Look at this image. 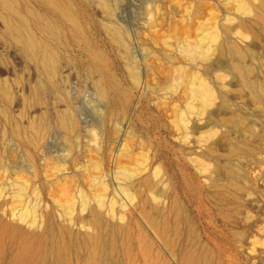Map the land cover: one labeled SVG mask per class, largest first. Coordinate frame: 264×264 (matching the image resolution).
I'll list each match as a JSON object with an SVG mask.
<instances>
[{
  "label": "rangeland",
  "instance_id": "374dc122",
  "mask_svg": "<svg viewBox=\"0 0 264 264\" xmlns=\"http://www.w3.org/2000/svg\"><path fill=\"white\" fill-rule=\"evenodd\" d=\"M107 1L111 12L98 0H58L68 9L64 16L48 0H0V201H5L0 205V264H264V95L259 90L264 18L238 13L236 0ZM240 18L243 26H238ZM108 25L125 31L124 47L112 39ZM212 28L227 38L222 64L235 71L238 89L229 96L230 106H220L219 116H231L232 109L238 118L233 117L229 133L213 138L223 137L222 143L207 158L200 155L194 126L207 129L208 116L198 120L195 109L185 112L191 117L189 130H195L186 144L159 102L179 76L175 68L187 65L186 72H193L182 54L185 44L198 43ZM29 36L36 41V55L23 47ZM45 54L56 56L54 74ZM127 61L136 63L143 78L157 76L144 96L132 86ZM239 63L243 74L236 69ZM179 88L175 97L182 94ZM220 101L216 91L209 110L216 111ZM184 102L178 104L187 110ZM33 122L42 126L38 146ZM95 134L105 140L100 158L113 191L107 200L126 182L117 161L134 165L147 154L153 158L152 174L159 166L167 180L165 207H152L147 189L137 207L83 210L81 201L92 187L82 178L80 185L73 179L68 183L76 207L63 205L67 197L52 184L64 172L82 174L98 146ZM124 142L130 157L118 153ZM196 156L211 163L207 173ZM58 164L67 169L59 170ZM210 172L217 181H209ZM24 180L27 189L15 200ZM116 197L127 200L121 190ZM28 209L29 218L39 220L35 232L11 215ZM89 213L97 218L95 233L81 223Z\"/></svg>",
  "mask_w": 264,
  "mask_h": 264
},
{
  "label": "bare ground",
  "instance_id": "6f19581e",
  "mask_svg": "<svg viewBox=\"0 0 264 264\" xmlns=\"http://www.w3.org/2000/svg\"><path fill=\"white\" fill-rule=\"evenodd\" d=\"M48 1L52 4V6L55 7L56 10H59L64 16L66 15V12L68 11V9L64 6H61L60 3L58 2V0H48ZM229 1H232V0H229ZM236 1L238 2L237 7H236L238 10V13H247V12L251 11L258 18H264V0H257L258 4L250 3L249 5L244 0H236ZM98 2L101 5L100 7L103 8L104 11L108 10L107 12H111V8H110V5H109L107 0H98ZM11 8L14 11V8L13 7H11ZM22 19H24V18H22ZM244 23H245V21L242 18H240L238 26H243ZM113 27H115V26H113ZM109 28H111V27L109 26ZM124 32L125 31L120 27L111 28V32H110L111 35L113 36L112 39L118 43H121L123 45V47L125 44L123 41L124 36H126V35H124L125 34ZM244 37L246 38L248 36L244 35ZM226 40H227V38L222 37L219 34L218 30L213 29V30H210L209 33L207 35H205L202 39H200L198 43H186L184 46V49L182 50V54L184 52L183 57L186 59V61L189 62V65H190L189 68L193 69L192 70L193 72L190 74L188 72H186L187 65L185 66V68L182 67V65L175 68L176 71L179 72V76L178 77L176 76L175 80H174V82H176V83L172 82V83L167 84L163 96L162 97L160 96V102H159L160 103L159 107L163 110V112L165 114L167 113V115L170 116L169 119H170L171 123L173 124V126L177 130L180 131L179 133L181 134V139L186 144H187V141L190 139V132H192V134L193 133L195 134V130H193V129L191 131L189 130V128H190L189 124L191 122V119H190L191 117L189 118L188 114L186 116L185 112L186 111L188 112V110H191V109H195L196 110V116H197L198 120L199 119L203 120L206 116H208V123H206L204 126L202 125L203 127H208L207 129L199 130V128H201V126H198V125L194 126L196 128V134H197L195 136L196 142H198L202 147L200 155L207 157V158L218 153L219 152L218 146L221 145V143H222L221 139L223 137H220L221 139H218V140H214L213 138L218 133H220L222 136L229 133L230 130L228 129V127H229V124L232 122L233 117L238 118V116H236L237 113L234 114L235 111H232V109L228 110V112L229 111L232 112L231 116H219V113H220L219 109H221L220 106L221 107H223L225 105L230 106L229 101H228L229 96L231 95V93L234 94V92H236L238 90L237 88L233 87L235 82L237 81V79L235 77V75H236L235 71L234 70H227L226 66H224L222 64L223 63L222 57L224 55L223 54V48H224V42ZM231 42H233V41H231ZM23 47L27 51H30V53L35 54V55L37 54V45H36V41H35L34 37L29 36L28 39L23 44ZM119 47H120V45H119ZM168 47L170 49V46H168ZM248 48H249V45H248ZM236 49L240 55L244 54L243 49L241 47H236ZM45 58L49 62L48 66H49L50 74H52V73L54 74L55 69H56V67H55L56 66L55 54H54V56L53 55L48 56V54H45ZM126 58H127V56H126ZM129 58H131V57H129ZM170 60L173 62L174 59H170ZM176 62L180 63L179 61H176ZM188 62H186V63H188ZM126 64H127V69H128L130 79L132 81V86L135 90L140 91L141 94L144 96V94L146 93L147 90L153 89L154 86H152L151 82L153 79L155 80V82H157V76L156 77L154 76L152 80L150 79L149 76L148 77L146 76V79H145V78H143V71L138 69L136 63L134 64V62H132V61H127ZM236 69L239 72H241L242 74L244 73L243 67L240 63L236 65ZM201 72L203 74H201ZM209 72H215L214 75H213V73L211 74V75H213L212 80H210V78L208 76ZM130 79H129V81H130ZM245 79L247 80V78H245ZM98 81L100 82L101 80H98ZM179 86H182V94H180L178 97L176 96L177 97L176 98L175 94L177 92V89H180ZM35 90H37V89L35 88ZM259 90H260V93H262L264 95V84H261V87L259 88ZM216 91L218 92V96L220 97L221 101L219 103V106H217L218 109L216 111H210L209 107L215 101ZM103 94H104L103 96L105 97L106 91L104 89H103ZM37 95H38V93H37ZM143 96H141V98ZM179 100H183V102L185 101L184 103L186 104V106L185 105L184 106L186 107L187 110H184L183 108L181 109V107L178 104ZM217 104H218V102H217ZM231 105H233V104H231ZM239 109H240V107H239ZM192 112H195V111H192ZM44 114H45V112H44ZM214 114H215V116H218V119L216 120V122L212 123L213 122L212 117ZM203 116H205V117H203ZM45 117H46V115H45ZM173 117H175V118H173ZM118 124L120 125L121 123L118 121ZM211 124H212V126H210ZM70 126L72 128V125H70ZM123 126H125V125H123ZM31 127L36 132L34 143H36V145L38 146L41 142L40 130H41L42 126L40 124H38V125L34 124V122H33ZM22 128L23 127H21V129ZM115 130L118 133H120V132H122V127L116 126ZM247 130L248 129H246V131H245V135H244L243 139L245 137H247L246 132H249ZM130 131H129V133H130ZM97 133H98V131H97ZM130 134H132V131ZM243 134H244V132H243ZM116 138H118V137H116ZM193 138H191V139L194 140ZM93 139L95 141L94 143H97L98 146L96 144L97 147L92 148L93 155L91 156L92 160L90 161V164L88 166H86L84 169L82 168L83 166H81L82 174L80 175L77 173L78 174L77 175V174L73 173L74 175H67L64 172L63 173L64 175L60 176V177L58 176L59 177L58 181L54 182L52 184L53 186L58 187L61 190V193L67 197L66 202H64L63 205H65L67 207H76V200H75L74 196L70 195L68 183L70 182L69 181L70 179L71 180L73 179L74 181H77L76 182L77 185H80L81 184L80 180L82 178L83 181L85 179H88L90 182V187H92L91 192H90L91 195L83 196L84 198L81 201L80 207H82L83 210L86 207H128V208L130 206L137 207L140 204L141 193L145 192L147 189H148L149 193L151 194V195H149V198H152V200H153L152 207L159 208V207H165L166 206V202H167V198H168V191H167V188H166L167 185L165 184V182L167 180L165 179V177L163 175H161V170H160L159 166H157L154 171L152 170L153 171V174H152L151 168H152L153 158L148 157L147 154H144L142 156V159L137 160V162L134 165H130L127 163L121 164L119 161H117L119 173L122 174L123 179L126 182H125V185L119 184V187H116L115 194L113 196L111 195L112 198H110V200H107L108 196L113 191L110 188L109 181L105 179L106 175H105L103 164L101 163V158H100V157H102L103 152H104L105 140H104L103 136H100V138L97 137V134L94 135ZM93 139L91 141H93ZM188 142H192V141L190 140ZM194 143H195V141H194ZM127 146H128V144L126 145L125 142H124L122 148H120V145H119L120 150L118 151V153L123 155V157H130L131 156V152H129L126 148ZM228 146L229 145H227V147ZM223 148H224L223 151H226L225 150L226 147L222 146V149ZM129 149H130V147H129ZM136 155L137 154H135V156ZM70 162H71V160H70ZM195 162L198 163V165L200 167L199 169H201L203 172L207 173L209 171L211 163L208 162L207 160H204L203 158L196 156ZM58 165H59L58 166L59 170L67 169L65 164H63V165L58 164ZM69 168L70 167L68 166V170H69ZM253 169H254V167H253ZM59 172H58V174H59ZM34 174L36 176L37 172H35ZM206 176L210 182H214V181L218 180L216 178H213V175L211 172L209 174H207ZM256 177H258V176H256ZM20 178H21V176H20ZM150 179H153V181H152L153 184L150 182L151 181ZM28 183H29L28 180H24L21 183H19V185H20L19 189H17V191H15V193L13 195V198L15 200H18L22 196L23 191L25 189H27ZM118 188L126 195V197H127L126 201L118 200V198L116 197L117 192L118 193L120 192V190ZM92 195H93V198H91ZM92 201H94V202L92 203ZM256 201H254V202H256ZM169 202L170 201H168V203ZM4 203H5V201H0V205H2ZM253 204H255V203H252V205ZM112 211H113V209H112ZM154 212H155V209H154ZM29 213H30L29 209L26 212L24 211L23 213H21L19 215L16 214L15 210L11 211V215L13 216V218L16 217L17 220L19 219V221L27 223L28 227L31 228V231L35 232L36 227L39 224V220H37L36 218H29ZM91 214H93V213H89L88 216H82L81 217V223H82V226H84V227L92 228L93 232L95 233V231L97 229V218H96V216H94V214H93V216H91ZM160 214H161V212H160ZM124 217H125V214L121 213L120 219L123 220ZM13 218H12V220H13ZM76 219H74V220H76ZM13 226L15 229H18V230L26 228L23 226V224H14ZM83 231H84V229H83Z\"/></svg>",
  "mask_w": 264,
  "mask_h": 264
}]
</instances>
